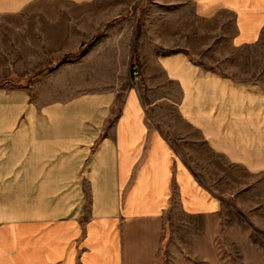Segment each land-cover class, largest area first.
Returning <instances> with one entry per match:
<instances>
[{
    "label": "crops",
    "instance_id": "0c3cea01",
    "mask_svg": "<svg viewBox=\"0 0 264 264\" xmlns=\"http://www.w3.org/2000/svg\"><path fill=\"white\" fill-rule=\"evenodd\" d=\"M33 1L0 0V13ZM153 5V21L74 16L91 20L80 41L90 43L58 77L83 93L49 100L39 115L26 91L5 95L13 136L34 145L0 146V264H164L179 248L169 215L222 209L192 169L193 147L264 170V86L191 57L197 38L229 39L236 50L261 44L264 0Z\"/></svg>",
    "mask_w": 264,
    "mask_h": 264
},
{
    "label": "rangeland",
    "instance_id": "374dc122",
    "mask_svg": "<svg viewBox=\"0 0 264 264\" xmlns=\"http://www.w3.org/2000/svg\"><path fill=\"white\" fill-rule=\"evenodd\" d=\"M155 1L169 2L100 0L78 4L72 0H37L19 10L4 7L0 13V146L34 145V141L13 136V104L5 95L18 89L26 91L39 115L49 100H65L76 95L74 91L83 93L84 88L75 81L58 77L65 74L67 64L62 65L78 58L90 43L86 40L80 44L91 32V20L79 22L74 16L135 15L153 21L159 12ZM136 32L135 53L142 36L139 20ZM228 40L197 38L191 57L204 68L264 86V39L258 46L242 50L233 49ZM134 67L139 70L136 64ZM54 72L56 78L49 79ZM23 121L21 114L20 123ZM193 149L197 157L189 160L192 169L202 185L221 198L222 209L207 217H186L176 212L169 215L164 225L179 250H168V262L165 259L164 264H264V170L252 172L203 146Z\"/></svg>",
    "mask_w": 264,
    "mask_h": 264
}]
</instances>
